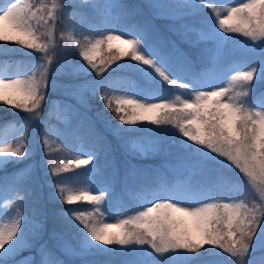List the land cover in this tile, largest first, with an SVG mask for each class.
I'll return each instance as SVG.
<instances>
[{"label":"snow or ice","instance_id":"obj_1","mask_svg":"<svg viewBox=\"0 0 264 264\" xmlns=\"http://www.w3.org/2000/svg\"><path fill=\"white\" fill-rule=\"evenodd\" d=\"M38 4L8 0L7 5L0 7V48L16 45L32 54H43L34 65L40 73L39 79L35 76L28 80L12 79L0 74V105L28 113L24 123L30 125L40 120L43 103L47 102L49 75H63L65 82L60 87L77 103H88L83 95L85 91L91 97L99 94L105 102L104 108L113 113V118L106 119L102 111L98 116L106 119L110 135L127 145L126 151L146 154V150L131 136L136 130L134 126L141 122L171 126L196 145L192 149V155L199 157L194 162L195 167L200 171H210L213 163L234 167L249 189L258 194L259 202L255 195H245L227 202L203 201L200 206H193L182 204L185 192L154 189V198L136 208L129 218L119 219L117 223H103L95 219L96 214L107 215L111 219L117 213L102 211L99 206L102 203L107 205L109 199H119L122 193H126L124 188L121 193L116 191L115 178L102 188L75 194L68 192L67 195L65 192L68 190L59 187V181H50L49 186L55 184L58 190L50 192L46 201H41L29 188L24 200L32 198L30 211H24L21 203L10 222L0 223V264H91L87 257L103 251L100 245H148L156 254L171 252L179 255L182 264H212L207 260L213 254L212 247L221 250L216 255L227 254L229 264H252L251 258L255 254L264 255V91H258L264 87V0H238L236 5L227 9L223 18H219V9L212 0H148L143 7L151 12V18H145L131 33H109L94 42L85 38L83 43L73 42L71 36L67 37L71 43L80 45L79 57L97 74V79L83 82L79 76L88 74L84 65L72 66L69 62L65 68L52 60L50 45L54 34L50 25L55 22L56 15L43 4V0H38ZM201 5L216 14L219 30L210 28L205 32L186 21L185 17L198 12ZM55 7L53 4V9ZM115 7L143 15L139 5L118 4ZM151 19L173 21L169 30L180 34L190 47L212 44L211 49L201 48V59H211L220 54L226 43L233 39L226 34L248 38L241 53L247 70L237 69L229 81L230 85H239L244 91L233 95L230 87L209 86L211 90L195 91L194 98L190 95L180 100L177 96L179 104L162 96L159 97L160 102H151L160 93L158 86H152L156 85L157 78H162L168 85L189 90L192 86L186 82L178 83L172 73L182 72L185 67L193 65L192 59L174 41L165 42L159 37ZM104 44L114 51L106 59L101 57V66L98 67L97 54ZM68 51L71 54V47ZM122 58L136 62L128 67L139 73L149 85L133 86L127 96L135 98L112 95L110 83L101 75L112 65L116 66L113 70L123 67L119 63ZM54 63L57 64L55 68ZM52 87L55 90L56 85ZM59 103L53 102L54 106ZM98 138L107 143L106 137L98 134ZM43 143L46 145L47 140ZM181 143L185 148L190 147L183 141ZM0 144L3 145L0 146V165L5 166L0 168V172L5 176L13 175L6 171V164H24L32 156L30 138L27 144L12 145L3 139H0ZM81 155L87 158H77L76 168L91 163L92 167L84 169V173L99 171L95 165L96 153L82 152ZM19 171L24 169L14 170ZM57 171L53 169L52 175L55 176ZM137 171L133 169L131 175ZM142 175L146 179L147 171ZM221 178L226 183L232 182L229 177ZM127 179L128 175L125 184ZM5 183L10 185L14 180L0 178V186ZM93 191L100 194L93 195ZM84 201L95 205L94 211L65 207ZM46 234L48 239L43 240ZM25 249H35L39 259L17 260L18 254Z\"/></svg>","mask_w":264,"mask_h":264},{"label":"trees","instance_id":"obj_2","mask_svg":"<svg viewBox=\"0 0 264 264\" xmlns=\"http://www.w3.org/2000/svg\"><path fill=\"white\" fill-rule=\"evenodd\" d=\"M32 4L39 6L38 0H31ZM91 1L94 0H79L77 4L74 6L82 5L86 6ZM112 8L110 7L109 13L103 11V18L96 20L95 22L91 21L90 23L95 24L99 23L98 26H103L105 30H111L115 28L117 30L124 31L126 33H131L140 22H142L145 18H151V12L143 7L146 5L148 0H110ZM61 0H43V4L47 6L49 9H52L56 15V20L54 23L50 25L51 30L53 31L54 37L56 38V50L54 51L57 54L59 60L64 59L68 60L72 65H86V62L82 61V58L79 57V47L80 45L71 43L67 37L71 36L72 41H83L85 38L94 42L96 39H101L105 36L101 35V32L97 33L94 31H85L81 30L82 24L84 22H89L90 20L86 16H76V17H67L66 15L59 16L58 14V3ZM214 5L219 9V18H223L227 15V9L231 7V4L236 5L238 0H212ZM53 4L56 7L53 9ZM115 4H127V5H139L142 6L143 15L133 14L131 12L125 11L122 8H115ZM61 5V4H60ZM104 6H107V3H103ZM186 21L190 24L196 25L198 28H202L205 32L210 28L218 29L219 25L217 23V16L206 6L201 5L200 10L196 12L194 15L186 16ZM151 23L154 26L156 32L159 34V37L165 42H175L179 49L183 51L188 57L198 61L200 58V49L196 47H190L188 43L183 42V38L180 34L174 33L169 30L170 25L173 21L169 19H151ZM233 39L229 41H234L236 38L242 37L239 34H226ZM61 36L64 39H61ZM192 38L195 39V34L192 35ZM223 47V50L217 58H213L212 62H207L208 68H205L201 71V76L206 77L209 75H217L222 84L226 85V87L231 88V94L236 95L237 93L243 92L244 89L239 85H230V78H226V74L231 67H225L229 60L235 58V55L232 54V49L227 47V44ZM170 46V45H169ZM69 47H71L72 51L69 54ZM111 51L107 47V44L101 46L100 51L97 54V65H100L101 57L107 58L108 55L111 54ZM239 53V51H238ZM53 54V53H52ZM35 57H38V53L32 54L27 49H23L20 46H6L4 48H0V64L4 59H15L19 60L20 68L23 72H25L26 80L35 76L36 79L40 78V73L34 66L36 63ZM244 57L240 56V58L235 59L234 64L237 66L245 65ZM224 62V63H223ZM65 66H69L68 62H65ZM119 63L123 65L119 70L115 69V65H112L108 71L102 73V77L104 75L109 76V79L112 82L114 87L119 86V91L115 89L113 92L110 91L112 95L119 96L123 90H132L133 86L140 85L143 87L149 86L147 82H145L141 75L132 70V68L128 67V65H135L136 62L131 61L129 58H122ZM223 64V65H222ZM224 66V67H223ZM90 69V68H89ZM93 71V70H92ZM210 72V73H209ZM93 76L97 78V74L93 71ZM192 86L189 89V92L193 96L195 91H199L198 86L199 83H190ZM153 87L158 86L160 93L159 95H166L169 98L170 102L177 101L178 94L174 91L175 89H179L178 86H172L164 82L162 78H157L156 85H152ZM169 91V92H168ZM258 91H264V87L258 88ZM88 99V111L86 115H78L76 112H69L64 104H60V108L55 110L56 112L53 115H69V120L66 119L65 123L71 124L76 133L79 135L84 149H92L98 152V159H102L103 163L100 164L98 159L95 161L101 167H109V171L112 170L111 166L115 163L117 166L124 168L127 165L126 156L123 151L122 142L117 140L107 131L106 128V119H112L113 113L104 108V101L99 98V94L95 97H91V94L88 93L86 95ZM179 104V103H178ZM65 106V107H64ZM115 106V105H113ZM45 109V108H43ZM44 111V110H43ZM103 112L104 117L106 119H102L98 116V112ZM23 111L12 110L8 106L0 105V126L6 124L10 120H16L21 116ZM45 112V111H44ZM46 113V112H45ZM52 119V118H51ZM49 118V121H51ZM116 121L113 120V123ZM135 131L131 133V136L134 140L141 143L143 149L146 150V154L136 153L137 158L133 159L135 162L134 168L130 169L126 175H128L127 183L125 186H118L115 183V189L118 193H121V189L124 188L126 190H130L129 193L135 192L136 194H141L147 186H164L165 188L182 186L183 182L190 186L192 193L198 195L200 193H204L202 197H207L209 195H215L216 199L221 201L223 199H229L232 197H242V196H253L255 195L257 202H259L258 194H255L252 190L249 189V186L245 184L242 175L238 172V170H233L231 167H226L221 164L213 163L210 167V171H200L197 167L193 165L192 168L189 169L188 173L184 176L183 179L176 178L169 170H167L163 163H174L166 162L165 155L163 152H171L175 148H179L181 150H191L196 147V145L187 141L177 129L171 126H155L151 123L141 122L140 124L134 126ZM98 134L106 137L107 143L104 140L98 138ZM39 135V131L35 133V136ZM16 143H21L22 139H25L26 143L30 138V145L33 143V137L30 132H27L26 128L18 131L15 134ZM45 139L42 135L38 136V141L40 142V151L43 153L52 154L48 158V165L46 166V179L47 181H59V187L66 188L68 186L67 173L61 168L58 163L55 155L57 146H51L50 140H47V144L43 143ZM185 144H189L190 147L185 148L181 142ZM136 143V144H138ZM50 146V148H47ZM67 155V151H63ZM62 155L61 153L59 154ZM188 159V158H187ZM34 158L31 160H27L24 164L30 163L34 161ZM57 161V163H56ZM171 161V160H170ZM8 168L6 171L8 173H13L15 169H19L23 164H7ZM155 168H159V170H154ZM53 169H58L55 176L52 175ZM133 169L139 170L142 172H136L135 175H131ZM143 171H147V178L145 179L142 175ZM226 176L231 178L232 182L226 183L221 177ZM0 178L4 181H12L14 180L13 175L5 176L4 172H0ZM140 182V187L135 188L137 186L136 182ZM113 182V181H112ZM190 182V183H189ZM42 185V184H41ZM77 186L79 191L83 187V179L80 176L79 181L77 182ZM31 188L36 196L41 198V201H46V198L50 192L57 191V186L53 184L52 187L46 186L44 188H40L39 184L35 181V176L33 173H28L23 176L18 182H16L13 186V195L10 200V203L7 206L8 211H16L17 206L23 203V210L30 211V202L31 197L27 198V201L24 200L25 194L27 190ZM77 192V189L75 190ZM19 194V196L17 195ZM124 197V201L128 202L130 200V196L127 197L126 193H122ZM66 195V193H65ZM92 211H94L93 205H90ZM65 207H75L79 209H83L85 205L80 203H75L73 205H65ZM140 207L137 204H132L131 211L134 213L136 208ZM84 210V209H83ZM131 214L129 213V216ZM129 216L127 218H129ZM102 216L100 214H96L95 219L100 222ZM59 230H63L62 227ZM75 232V229H73ZM47 234L44 236L43 240H47ZM43 242V241H41ZM210 247V246H205ZM103 251L95 252L96 256L92 257L93 260H97L100 262H105L107 264H171L166 261L165 257L161 254H156L148 245L144 246H124V247H115L111 246H102L100 247ZM133 249L135 254H142L143 257L140 260L135 261L133 258ZM28 250V249H25ZM22 250L21 252H25ZM30 252H34L35 249H29ZM203 251V249L201 250ZM212 255L207 257V260L213 261V256L216 253H221V250L218 248H211ZM36 259H39L37 257ZM182 264V261L179 262Z\"/></svg>","mask_w":264,"mask_h":264},{"label":"rangeland","instance_id":"obj_3","mask_svg":"<svg viewBox=\"0 0 264 264\" xmlns=\"http://www.w3.org/2000/svg\"><path fill=\"white\" fill-rule=\"evenodd\" d=\"M79 0H61L60 3H58V15L62 16V15H66L68 18L69 17H76V16H86L90 21L89 22H84V24H82L81 26V30L83 32L85 31H94V32H101L102 36H106L108 35L110 32H108V30H106L105 32H103L104 27L103 26H98V22L95 24L90 23L91 21L95 22L96 20L102 19L103 18V10H109V6L112 8L114 5H112L110 0L108 1V7L104 8L102 5L101 0H94L91 1L88 5L86 6H82V5H78V6H74L75 4L78 3ZM23 3H30L32 4L31 0H22ZM8 4V0H0V7H3L5 5ZM61 4V5H60ZM118 5V4H115ZM234 6V5H232ZM116 9L118 7H115ZM219 30V28L217 29ZM120 32H111V34H119ZM124 38H128L127 36H125ZM248 41V38L245 37H239L236 38L234 41H229V43L227 44L228 48L232 49V54L235 55V58H233L232 60H229L227 65H225V67L230 66L231 64V70L228 73V76L231 77V75L235 74V71L237 69L239 70H247V65H242V66H237L234 64L236 57L240 58L241 53L244 49V42ZM250 42V41H249ZM56 38L54 37L51 45H50V55L52 60L58 61L60 65H62L63 67H68L65 66L64 64H66L65 62H68V60H64L61 59L59 60L57 57V54L54 53V51L56 50ZM204 47H208L209 49L212 48V44H201L200 47L198 49L201 50V48ZM239 51V53H238ZM53 53V54H52ZM221 54V53H220ZM219 54V55H220ZM43 54L38 53V57H35L36 62L40 59V57ZM207 60L208 59H199L198 61H195L194 59H192L193 61V65L191 67H185L184 70L182 72H176L173 71L172 75L175 76L178 79V83H190L192 81H195L198 79V75H201V71L204 70L205 68H208L207 66ZM224 63V62H223ZM72 65V63H70ZM69 65V64H68ZM223 65V64H222ZM57 66V64H53V68H55ZM75 66V65H72ZM87 70V76L81 74L79 76V80L81 82H83L84 80H95L97 78H95L93 76V71L91 69H89L87 66H84ZM224 67V66H223ZM0 74H2V76L5 77H11L12 79H23L26 80L25 77V72H23L20 68L19 65V60H15V59H4L2 61V64H0ZM103 78L108 81L111 85V89L110 91H114L115 89H117V91L120 93L119 91V86L114 87L112 85L111 80L109 79V76L104 75ZM65 82V77L63 75H57V74H50L49 75V79L47 81V85H48V91L46 92V97H47V102L43 103V109L42 108V112H41V116H40V120L38 121H33L30 125H25L24 121L25 118L29 115L26 112H22L21 116L18 117L16 120L12 119L9 122H7L5 125L0 126V139H3L5 142L15 145L16 144V140H15V134L26 128L27 132H30L32 137H33V143L31 145H29L32 148V156L28 159L31 160V158H34L35 160L30 162L29 164L23 166V167H19V169H24V171H19V172H14L13 173V177L16 180L21 179L26 173H33L35 176V181L37 184H39L40 188H44L46 186H48L49 181H47L46 179V166L48 165V158L52 155L50 153H43V151H40L39 147H40V142L38 141V136L42 135L45 139L50 140L51 146H57L56 149V159L58 161V163H60L59 165H61L60 167L63 168V170L67 173V181H68V186L65 188L68 191L65 192L66 195L68 194V192H72L73 194L76 193V189L78 192H82L79 191V188L77 186V182L80 179V168H76L75 165V160L77 158H83L86 159L87 156L86 155H81L82 152L87 153V152H94V151H85L82 149L81 145H74V148L71 146L73 144L72 140L69 138L70 136V124H65L63 123V118L59 117L58 115L53 116V114L56 112L55 110H58V108H60L61 106H59L60 104H64L65 106L70 105L71 107H67L69 108L67 111L69 112H76L78 115H86L87 111H88V105L86 104H80L77 103V100L74 98H71L67 95L64 94V90L60 87V85H62ZM53 84L56 85L55 90H53ZM175 86V85H170V87ZM209 86H223L220 78L217 75L214 76H208L206 79L203 80L202 82V86L199 87L200 91L201 90H211V88ZM177 91V93L179 94L180 100L185 99L186 97L190 96L189 92L187 90H180ZM132 90H126L123 91L122 94H120L119 96H124L126 98H135V97H131V96H127V93L130 92ZM169 92V91H168ZM88 91H85L83 93V95L86 98V95L88 94ZM164 99L168 100L169 99L165 96H162ZM54 101H60V103L58 105L53 104ZM151 102H160V98H154L151 100ZM178 102L180 103V101L178 100ZM176 103L177 102H173ZM64 106V107H65ZM10 108V107H9ZM12 110H14L13 108H10ZM46 112H44V111ZM51 113V115H50ZM49 118L51 119V122L49 121ZM148 123V122H145ZM39 131V135L35 136V133ZM60 133L59 137L57 136V133ZM76 143V141H74ZM135 143H138L137 140H135ZM21 144H27L25 139L21 140ZM139 145V143L137 144ZM0 146H3L2 144H0ZM141 146V143L140 145ZM123 147V151L124 154L126 156V162L127 165L124 168H121L120 166H117L115 163L111 166L112 171L110 173H107L104 177H102V179H100V186L98 187H91L92 183H93V174L96 172H91V175L87 176V187L85 191H90L93 188H102L105 186V181H113L116 183V185L118 186H125V177L127 172L134 168L135 164H134V160L135 158H137V154L136 153H140L139 151L133 153L130 151H126V147L127 145H122ZM47 148H50V146H48ZM63 151H68L67 153L69 154H65L63 153ZM62 154L61 156L59 154ZM96 153V152H94ZM165 155V160L166 162H173L174 160H176L174 163H163L164 167L169 170L171 172V174H176V175H183L184 173H186V171H189L190 168L193 167L194 162L196 160L199 159L198 156H194L192 155V151L188 150H181L179 148H175L173 149L171 152H163ZM97 154V153H96ZM133 158V159H132ZM188 158V159H187ZM18 159V158H17ZM171 160V161H170ZM27 161V160H26ZM56 161V163H57ZM98 161L100 162V164L103 163L102 159H98ZM226 163V162H225ZM19 164V163H17ZM223 166H225L224 164H221ZM8 165L6 164V168ZM87 166L89 168L92 167L91 163L90 165H84ZM5 167L4 165H0V168ZM230 167V166H229ZM233 170H236L234 167H231ZM98 170L100 171V168H98ZM159 170V168H155L154 169ZM98 171V172H99ZM138 172H142L141 169L138 170ZM79 173V175H77ZM138 182V181H137ZM190 183V182H189ZM42 184V185H41ZM141 185L140 183L135 187L136 189L139 188ZM148 191H145L146 195L143 196H132V199L136 200L139 204H141V206L145 203H147L148 201H150L151 199H153V195H152V190H161V191H166L165 189H162L161 187L159 188H146ZM171 190H177V191H182L185 192L186 195L182 201V204L185 205H193V206H200L201 202L203 201H207V202H214V197L210 196L207 198H198L196 197L194 194H191L183 189H181L180 187L177 188H173ZM127 194H129L130 190H126ZM91 194L93 195H98L100 194L99 192H91ZM10 197V198H9ZM12 197V185H6L4 184L3 186H0V223H8L10 222V219L15 215L14 211H8L5 215V207L6 205L10 202ZM234 198L237 197H233L230 199H226L223 200L222 202H227L229 200H232ZM123 194H121V197L119 199H109V202L107 205L105 204H101L99 207H101L102 211L103 210H107L108 212H113V213H117V215L114 218L109 219L107 217V215H102L103 219L101 220V222L103 223H117L119 219H126V212H128L129 210V205L128 204H124L123 201ZM83 205H85V207L83 208L85 211H92L91 209V204L89 202H81ZM75 204V203H74ZM7 216V217H6ZM103 245H100V247H102ZM115 247H119L117 245H114ZM134 251V249H133ZM37 256L36 251L34 253H31L28 250H25V252H20L18 254V256L16 257L17 260H23L24 258H32ZM96 256V253L87 257V259L91 262V264H107L105 262H100L97 260H93L92 257ZM163 256L165 257L166 261L171 263V264H179V262H181V257L175 253H166L163 254ZM135 257L137 258H141L143 257L142 254H136ZM213 261L212 264H229L228 261V256L227 254H221V255H214L213 256ZM65 259H68L67 257H65ZM252 260V264H264V255H261L259 253L255 254L254 257L251 258ZM78 264V262H77Z\"/></svg>","mask_w":264,"mask_h":264}]
</instances>
